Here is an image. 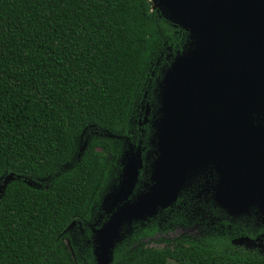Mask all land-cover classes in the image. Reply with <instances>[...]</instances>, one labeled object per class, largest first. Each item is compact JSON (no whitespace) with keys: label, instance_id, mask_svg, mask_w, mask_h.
I'll list each match as a JSON object with an SVG mask.
<instances>
[{"label":"trees","instance_id":"1","mask_svg":"<svg viewBox=\"0 0 264 264\" xmlns=\"http://www.w3.org/2000/svg\"><path fill=\"white\" fill-rule=\"evenodd\" d=\"M189 44L151 0H0V264H99L89 223L112 177L105 132L128 134L150 81L158 116L163 78ZM151 218L123 228L110 264H264L228 231L132 250L159 230L142 226ZM76 224L80 262L66 240Z\"/></svg>","mask_w":264,"mask_h":264},{"label":"water","instance_id":"2","mask_svg":"<svg viewBox=\"0 0 264 264\" xmlns=\"http://www.w3.org/2000/svg\"><path fill=\"white\" fill-rule=\"evenodd\" d=\"M151 1L189 32L190 44L162 81L152 184L130 200L143 162L130 164L123 199L94 230L99 264H110L126 225L174 202L209 164L220 166L215 196L224 208L264 210V0Z\"/></svg>","mask_w":264,"mask_h":264},{"label":"flooded vegetation","instance_id":"3","mask_svg":"<svg viewBox=\"0 0 264 264\" xmlns=\"http://www.w3.org/2000/svg\"><path fill=\"white\" fill-rule=\"evenodd\" d=\"M148 104L147 107L143 108L144 115L143 119L142 117L140 118L136 136L141 137L139 147L142 149L143 153V166L140 168L138 180L133 188V193L130 198L132 201L135 200L137 195L146 192L152 184L153 166L157 157L154 133L156 130V121L160 114L156 116L152 112V104L150 101ZM149 129L152 132L151 135L153 138H149L147 135V130ZM129 133L130 130L127 135H116L109 131L105 132V134L110 137L112 143L110 158L112 154H116L117 151H119L120 154L122 150L126 149V141L128 140L129 142L131 139ZM97 134H100V132H97ZM121 139H125V141L123 142ZM117 144H119V146ZM86 145L87 141L80 147L79 156L86 148ZM215 166L220 168L219 165ZM218 168H214L213 165L209 164L202 170L190 175L178 191L175 201L168 206L159 208L158 211L151 216V219L142 223V226H148L156 222L159 225V230L155 234L161 232L165 226L174 227L177 232L196 230L197 228L207 229V227L213 226V233L210 235H214V233L222 234L228 231L229 233L235 234L232 239L233 243L237 236H240L239 238L246 237L254 241L258 240L260 237L264 238V231L258 232L259 228L264 226V210H262V207L259 205L251 206L248 210L236 214L228 211L217 201L215 193L218 192V184L221 182V171ZM234 225H237L239 232H233ZM91 227L93 231L97 229L94 226ZM246 232L252 233L254 237H251ZM208 237L205 239H208ZM177 241L184 243L183 240ZM204 242L203 244H198L205 246L207 244L206 240Z\"/></svg>","mask_w":264,"mask_h":264},{"label":"rangeland","instance_id":"4","mask_svg":"<svg viewBox=\"0 0 264 264\" xmlns=\"http://www.w3.org/2000/svg\"><path fill=\"white\" fill-rule=\"evenodd\" d=\"M178 54V53H177ZM176 54V55H177ZM173 55V54H172ZM174 55V57L176 56ZM153 75V74H152ZM150 84V85H149ZM153 82L148 83V89L145 90L144 95L142 97L141 103H139V111L136 116L133 117L131 120V128L129 136H131L130 141H126V149L122 150L119 154V151L116 154H112L111 163H112V177L110 178L109 184L104 191L103 195L99 199V201L94 206L92 217L90 219V225L94 226L95 228H100L102 225L109 219L112 212L115 210L119 202L123 199L120 194L128 188V183L131 174V167L130 164L135 165L138 164L139 160L142 159V149L139 147V141L141 137H136L138 132V124L140 118L143 119V108L149 105V93L150 87ZM123 142L125 139H121ZM119 146V144H117ZM79 147V142H78ZM115 151V150H114ZM33 186H40L38 183L30 182ZM2 188V187H1ZM120 194V195H119ZM132 195V194H131ZM129 196V199L131 198ZM117 199V202L115 200ZM84 229L82 226L76 224L73 225L70 229V232L67 237V242L74 251V255L77 261L80 262V254L83 255L85 251V247L83 245V233ZM213 226L207 227V229L197 228L196 230L190 231H181L177 232L174 227H166L158 232L152 237H145L139 240L137 243L134 244L132 250L145 245L149 247H158L162 248L166 245L172 244L177 240H183L184 243H205V238L212 236ZM237 236L234 240V243L237 245H243L246 248H256L261 253H264V238L260 237L258 240L254 241L248 239L246 237L239 238ZM205 239V240H204ZM79 248V252L76 248Z\"/></svg>","mask_w":264,"mask_h":264},{"label":"bare ground","instance_id":"5","mask_svg":"<svg viewBox=\"0 0 264 264\" xmlns=\"http://www.w3.org/2000/svg\"><path fill=\"white\" fill-rule=\"evenodd\" d=\"M159 4H160V6H162L161 3H159ZM159 4H158V6H159ZM164 11H165V10H164ZM166 15H167V13H166Z\"/></svg>","mask_w":264,"mask_h":264}]
</instances>
